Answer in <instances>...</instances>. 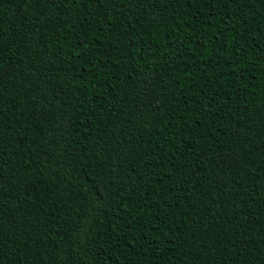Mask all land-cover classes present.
<instances>
[{
  "label": "trees",
  "instance_id": "trees-1",
  "mask_svg": "<svg viewBox=\"0 0 264 264\" xmlns=\"http://www.w3.org/2000/svg\"><path fill=\"white\" fill-rule=\"evenodd\" d=\"M0 264H264V0H0Z\"/></svg>",
  "mask_w": 264,
  "mask_h": 264
}]
</instances>
